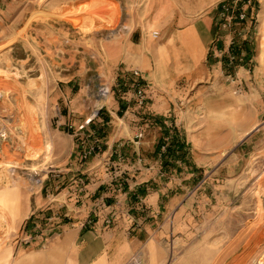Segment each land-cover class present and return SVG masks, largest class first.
I'll return each instance as SVG.
<instances>
[{"label":"rangeland","instance_id":"374dc122","mask_svg":"<svg viewBox=\"0 0 264 264\" xmlns=\"http://www.w3.org/2000/svg\"><path fill=\"white\" fill-rule=\"evenodd\" d=\"M139 4L0 0V252L57 235L86 198L95 202L91 190L126 188L127 174L152 166L157 183L168 179L185 195L169 264H264V84L251 62L257 38L249 44L244 26L219 32L210 56L221 62L222 82L209 116L202 114L205 127L218 129L188 132L173 114H150L143 76L130 90L103 71L105 45L133 38ZM191 132L210 136L193 147Z\"/></svg>","mask_w":264,"mask_h":264},{"label":"crops","instance_id":"0c3cea01","mask_svg":"<svg viewBox=\"0 0 264 264\" xmlns=\"http://www.w3.org/2000/svg\"><path fill=\"white\" fill-rule=\"evenodd\" d=\"M224 1L145 0L142 6L139 0L132 21L133 38L105 45L103 71L121 85L131 83L130 90L136 81L133 71H141L151 84L153 117L173 114L176 124L188 132L218 129L209 123L205 127L202 114L204 110L209 116L213 90L222 82L221 62L210 56V45L219 38L218 14ZM252 2L246 23L236 30L241 32L244 26L249 44L257 38L251 62L260 67L255 79L263 86L264 0ZM152 32H158L159 37L153 39ZM227 111L231 113L230 108ZM73 117L80 116L74 112ZM204 136L210 135L191 132L187 144L200 147ZM131 159L126 156L127 161L138 160L137 156ZM150 168L127 174L126 188L91 190L97 192L95 202L86 198L73 220L60 221L57 235L1 251L0 264H132L136 258L140 264H169L175 235L186 216L185 195L182 187L167 186L168 179L164 185L157 183L161 177ZM139 198L144 206L138 204ZM111 214L113 221L108 223ZM90 217L92 224L87 222Z\"/></svg>","mask_w":264,"mask_h":264},{"label":"built area","instance_id":"2783aa9c","mask_svg":"<svg viewBox=\"0 0 264 264\" xmlns=\"http://www.w3.org/2000/svg\"><path fill=\"white\" fill-rule=\"evenodd\" d=\"M252 5L251 0H225L220 4L219 7V29L220 32L224 31H233L236 30L237 26L245 23L248 19V10L249 7ZM151 37L153 39H157L159 37L158 32H152ZM217 41V40H216ZM215 41V42H216ZM229 54V64H232L233 61L235 62L236 58L233 54L230 52ZM215 57L222 56V52H219L218 54H214ZM133 76L135 78H138L139 80L142 79L141 72L139 71H133ZM108 93V91H107ZM135 97L139 103V105H142L144 103V100L146 98V94L144 90L140 87V85L137 86L136 90L134 91ZM135 264V262H134Z\"/></svg>","mask_w":264,"mask_h":264},{"label":"bare ground","instance_id":"6f19581e","mask_svg":"<svg viewBox=\"0 0 264 264\" xmlns=\"http://www.w3.org/2000/svg\"><path fill=\"white\" fill-rule=\"evenodd\" d=\"M262 230L264 231V225H262ZM135 264H139L137 260H136Z\"/></svg>","mask_w":264,"mask_h":264}]
</instances>
